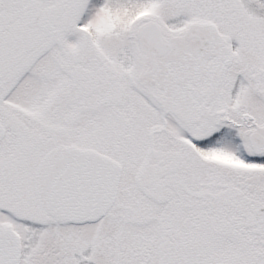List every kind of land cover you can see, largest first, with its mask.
<instances>
[{
	"label": "snow or ice",
	"instance_id": "1",
	"mask_svg": "<svg viewBox=\"0 0 264 264\" xmlns=\"http://www.w3.org/2000/svg\"><path fill=\"white\" fill-rule=\"evenodd\" d=\"M0 264H264V0H0Z\"/></svg>",
	"mask_w": 264,
	"mask_h": 264
}]
</instances>
